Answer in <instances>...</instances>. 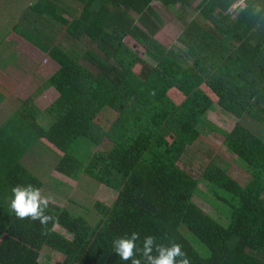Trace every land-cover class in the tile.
Instances as JSON below:
<instances>
[{
	"label": "trees",
	"instance_id": "obj_1",
	"mask_svg": "<svg viewBox=\"0 0 264 264\" xmlns=\"http://www.w3.org/2000/svg\"><path fill=\"white\" fill-rule=\"evenodd\" d=\"M70 1L71 11L57 0H43L36 8L75 40L85 38L82 53L21 31L58 64L46 82L58 96L44 110L45 127L36 123L40 113L29 103L4 122L15 133L6 130L0 139V264H40L43 246L61 253V264H155L175 244L184 255H175L173 264H264V135L239 124L226 132L207 118L217 103L228 114L264 125V0H245L233 14L237 0H199L193 11L211 23L200 24L202 29L183 17L193 0H160L179 11L180 49L156 37L164 19L152 7L154 0ZM127 36L145 56L125 43ZM173 90L178 104L168 96ZM104 109L119 113L106 131L98 126ZM207 127L247 169L243 185L214 163L198 178L180 168L186 148ZM100 134L112 141L108 151L93 152L86 161L72 154L83 140L96 145ZM36 142L48 143L57 171L68 165V176L81 173L116 192L110 206L93 204L96 223L88 222V209L80 205L70 210L41 199L37 217L17 216L12 189L38 193L42 187L21 161ZM199 185L210 196L212 213L193 201L202 194ZM156 205L190 213L201 232L151 210ZM148 236L154 237L150 243ZM122 241L133 244L127 259ZM197 242L206 256L194 247Z\"/></svg>",
	"mask_w": 264,
	"mask_h": 264
},
{
	"label": "rangeland",
	"instance_id": "obj_2",
	"mask_svg": "<svg viewBox=\"0 0 264 264\" xmlns=\"http://www.w3.org/2000/svg\"><path fill=\"white\" fill-rule=\"evenodd\" d=\"M199 0H193L189 7L185 8V11L183 13V17L192 27L198 26L201 28V25L205 26H211V23L208 21H202L200 20L196 13L193 11V8L198 4ZM154 8L156 11L162 16L164 19V25L162 26L161 30L157 33L156 37L158 40L162 42L163 45L166 47L170 46L172 43L177 49H180L179 44L176 42V37L179 35L181 30L183 29L184 24L181 22V20L177 17V14L179 11L177 10V7H165L161 4L159 0H154ZM32 27H37L38 29H31L28 30L31 33H34L37 36L42 37V40L45 42H52L48 39H46L44 36L41 35V32H45V30L42 27H47L49 24H52V30H56L59 33L60 40L63 39L65 36V41L67 42V39L72 41L70 44V48L74 49L76 52L82 53L85 50V47L88 46V42L85 38L81 39L80 41L75 40L73 36H71L69 33L65 31V28L60 26L57 22L51 23L49 20V16H42V19L39 21H35L30 23ZM201 24V25H200ZM41 27V29H39ZM202 29V28H201ZM49 31L45 36L48 38H54L53 32ZM203 35L208 37L207 32L203 31ZM24 39V38H23ZM55 39V38H54ZM26 40V39H24ZM56 40V39H55ZM27 41V40H26ZM125 43L129 47L138 48L139 52L145 56V53H143L140 46H134L135 41H133L130 37H125L124 39ZM28 42V41H27ZM14 42H9V39H6V41L3 42L1 46V52H0V67L3 68L4 64L7 62L9 57H11V50H13ZM5 50H9L8 55L4 54ZM16 60L19 59V55L13 57ZM21 61V60H20ZM30 61V59H29ZM152 62V60H148ZM22 62H24V58H22ZM50 62V60H49ZM80 62L85 65L89 69H93L92 66H90L86 61L80 60ZM50 64L53 65V62H50ZM26 70L31 68L27 62ZM141 69L140 64H137L134 67L135 72H139ZM4 72V70H2ZM30 71V70H29ZM29 71L21 73V78L24 79L25 76H27ZM5 73V72H4ZM8 74H1L0 73V79H3V76L6 77ZM47 85L46 80L43 79L42 81L35 83V90L36 88L40 87L41 92H39V96H41V101L43 102L42 105H40L41 109L45 108L50 104V102L53 101V97H51V91L45 92L47 87H44ZM13 90H9V93ZM44 92V93H43ZM20 95V93H18ZM168 96L170 99L175 103L178 104L180 101V97L177 94L176 91H170ZM179 97V98H178ZM214 102H217L216 99H213ZM213 111H210L207 118L210 122H212L214 125H216L221 130H224L226 132H231V130L237 125H241L248 131L254 133L257 136L264 135V125L258 124L256 121L252 120L248 116L244 115L241 118H237L234 115L228 114L223 109H221L217 103H215ZM119 117V113H116L115 111L104 109L102 113L99 115V123L98 126L101 128V130L106 131L108 128L111 127V124ZM201 134L199 138L189 147L186 148L185 152L183 153V156L179 162V166L182 169H185L189 171L192 176L195 178L199 177V174L203 172L211 163L220 165L221 167L228 170V173L230 174V177L232 179H235L240 184H244L246 181H248V171L245 168V166L238 161L237 157L233 154H231L226 147L223 145V137L216 133L213 129H210L209 127L201 130ZM100 132V130H99ZM100 140L97 142L96 145H90L86 143L84 140L81 142V149L79 151H76V149H72V154L79 158V160L86 161L87 158L91 155L93 152H104L108 151L109 148L112 145V141L105 137L103 134L99 135ZM37 146V153H41L43 158L40 156V166L43 168L44 163L46 160L51 161L50 164L55 160V154L51 150H49L42 142H36ZM36 149V147L34 148ZM44 149V153H43ZM42 150V151H40ZM49 164V165H50ZM48 165V166H49ZM67 167V168H66ZM66 169L68 168V165L65 166L63 170H59L56 173H52L50 178L48 177L45 179V187L44 190L41 189V196L42 198H45L42 193H50L52 194V199H43L45 202H48L50 204H55L60 206L61 208H66L73 210L74 207L71 205H80L86 209H88L87 213V220L90 224L96 223V221L99 218V215L93 210L92 206L95 202H101L105 204L106 206H110L111 203L116 198V192L113 189H110L104 185H101L97 183L96 181H93L89 179L88 177L84 176V174L78 173V176H68ZM37 170V169H36ZM51 170V169H50ZM43 169H40V171L37 173L39 176L42 177ZM199 190L202 192V194H198L193 196V201L200 205L202 209H205L207 212L212 213L211 209V201L209 194L206 193L205 186L199 185ZM203 193H206L203 194ZM264 197V194H263ZM54 199V200H53ZM153 211L160 213L162 215H165L166 218L169 220L175 222V223H181L186 228L194 232L195 234H199L202 229V225H195L196 222H194L190 217V213L188 214H177L168 210H165L163 207L159 206H152L151 207ZM54 229H59L58 227H54ZM194 247L197 251H201L202 255H207L206 251H203L202 249H205L202 244L200 243H194ZM63 260L62 254L58 253L57 251L47 247L43 246V249L39 252L38 262L40 264H61Z\"/></svg>",
	"mask_w": 264,
	"mask_h": 264
},
{
	"label": "crops",
	"instance_id": "obj_3",
	"mask_svg": "<svg viewBox=\"0 0 264 264\" xmlns=\"http://www.w3.org/2000/svg\"><path fill=\"white\" fill-rule=\"evenodd\" d=\"M43 0H0V52L1 46L6 39H9V42H14L13 50H11V57L7 60L4 64L3 68L0 67V73L8 75L6 77L3 76V79H0V130H3L2 135H0V139L2 140L4 131L11 130L13 131L12 127L6 128L4 126V122L11 121L12 116H18L23 111H25V107L23 106L24 103H29L28 108L35 107V110L38 111L40 114L36 118V123L39 126L46 125L44 110L48 107L58 96L55 92L54 88L45 85L47 87L45 92L51 91V97H53V101L48 104L45 108L41 109L40 105L43 104L41 101V96H39V92H41L40 87L36 88L35 90V83L42 81L43 79L46 80L47 78L53 74L58 69V64L53 61L48 54L41 51L38 46L32 44L29 40H24L25 38L21 35V31L28 29H38L37 27H32L30 23L39 21L42 19L40 10L36 8ZM63 2L71 11V4L70 0H57ZM160 1V0H159ZM161 2V1H160ZM162 4V2H161ZM233 5V4H232ZM152 7L154 8V1L152 2ZM155 9V8H154ZM234 10L230 8V13L233 14ZM64 18L69 17L66 13L63 15ZM50 20V19H49ZM54 23V22H51ZM52 24H49L47 27H42L45 32H41V35L44 36L46 39L53 41L50 42L54 45H59L64 49H72L70 48V44L72 41L67 39L65 41V36L62 40L59 38V33L56 30H52ZM41 29V27L39 28ZM54 34V38H48L45 35L51 31ZM30 32V31H29ZM34 34V33H32ZM39 37V36H38ZM24 38V39H23ZM133 40V39H132ZM43 41V40H42ZM135 41V40H133ZM45 42V41H44ZM142 50L143 47L140 46ZM9 50H5L4 54L8 55ZM19 55V59L16 60L13 57ZM22 58H24V62H22ZM30 59V61H29ZM53 62V65L50 62ZM29 64L31 68L25 69ZM4 70V72L2 71ZM30 70V71H29ZM28 75L21 78V73L27 72ZM25 74V73H24ZM9 90H13L9 93ZM20 93V95L18 94ZM42 93V92H41ZM44 93V92H43ZM24 129V128H23ZM13 133H15L13 131ZM14 135V134H13ZM14 142V139L11 138L8 144L10 148L11 143ZM47 148L48 143H43ZM36 147V149H34ZM42 151V150H40ZM42 153V152H41ZM41 153H37V146L36 144L32 145L30 149L22 156L21 161L22 163L29 168V170L35 174L41 181L42 187L38 191V199H52V194L50 193H42L45 198L41 196V189L44 190L45 187V179L51 176L52 173H56L57 168L55 165L57 161V157L55 160L50 164L51 161L46 160L44 163L43 168H41L40 159L39 157L43 156ZM44 153V149H43ZM44 159V158H43ZM50 164V165H49ZM49 165V166H48ZM37 169V170H36ZM40 169H43L42 177L39 176L37 171L39 172ZM51 169V170H50ZM54 177V176H53ZM50 177V178H53ZM54 197V196H53ZM45 201V200H43Z\"/></svg>",
	"mask_w": 264,
	"mask_h": 264
},
{
	"label": "clouds",
	"instance_id": "obj_4",
	"mask_svg": "<svg viewBox=\"0 0 264 264\" xmlns=\"http://www.w3.org/2000/svg\"><path fill=\"white\" fill-rule=\"evenodd\" d=\"M16 192V198L12 201V208L15 210L18 217L33 216L34 218L39 215V201L38 193H25L23 191H17L16 188L12 189ZM137 233H134L136 235ZM154 237L148 236V242L150 243ZM133 244L130 241L121 242V254L122 258L127 259L132 255ZM180 245L175 244L167 254V256H162L160 259L155 261V264H173V257L177 254L184 255L180 253Z\"/></svg>",
	"mask_w": 264,
	"mask_h": 264
},
{
	"label": "built area",
	"instance_id": "obj_5",
	"mask_svg": "<svg viewBox=\"0 0 264 264\" xmlns=\"http://www.w3.org/2000/svg\"><path fill=\"white\" fill-rule=\"evenodd\" d=\"M245 6V0H237L234 2V4L231 6L232 10L242 9Z\"/></svg>",
	"mask_w": 264,
	"mask_h": 264
}]
</instances>
